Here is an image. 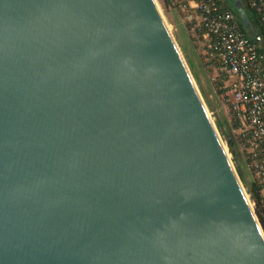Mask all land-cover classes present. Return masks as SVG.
<instances>
[{
	"label": "water",
	"instance_id": "water-1",
	"mask_svg": "<svg viewBox=\"0 0 264 264\" xmlns=\"http://www.w3.org/2000/svg\"><path fill=\"white\" fill-rule=\"evenodd\" d=\"M0 264H264L154 0H0Z\"/></svg>",
	"mask_w": 264,
	"mask_h": 264
},
{
	"label": "built area",
	"instance_id": "built-area-1",
	"mask_svg": "<svg viewBox=\"0 0 264 264\" xmlns=\"http://www.w3.org/2000/svg\"><path fill=\"white\" fill-rule=\"evenodd\" d=\"M184 2L185 20L201 32L205 65L218 79L230 132L264 204V0H246L256 31H243L222 0Z\"/></svg>",
	"mask_w": 264,
	"mask_h": 264
},
{
	"label": "rangeland",
	"instance_id": "rangeland-1",
	"mask_svg": "<svg viewBox=\"0 0 264 264\" xmlns=\"http://www.w3.org/2000/svg\"><path fill=\"white\" fill-rule=\"evenodd\" d=\"M154 1L184 59V62L186 63L203 102H207L209 105V108L206 107V109L212 123L214 124V121H218L222 125L223 131L227 133L230 131V127L227 122L228 114L225 100L221 91L218 90L219 83L218 79L214 76L215 73L205 65L204 56H202L203 48L201 32L196 29L191 30V25L185 20V11L183 9L185 0H166L165 2H162V0ZM239 1L240 5L237 3V0H232L230 6L234 10L236 9L238 16L242 21L252 23L251 14L246 11V0ZM229 135L234 140L235 145L233 147V152L244 178L243 184L240 180L239 181L253 210V203L250 201L247 194V189L249 188L252 179L244 166L242 159L243 154L237 140L235 139V134L229 132ZM220 139L226 149L229 159L231 160V155L224 140L222 137H220Z\"/></svg>",
	"mask_w": 264,
	"mask_h": 264
},
{
	"label": "trees",
	"instance_id": "trees-1",
	"mask_svg": "<svg viewBox=\"0 0 264 264\" xmlns=\"http://www.w3.org/2000/svg\"><path fill=\"white\" fill-rule=\"evenodd\" d=\"M166 0H162V2H165ZM224 3V7L226 9H228L230 12H232V14L235 16L239 27L245 31L246 26H252L253 27V31H256L257 29V20L256 17L254 16V14L247 8L246 6V11L248 13L251 14L252 16V23H246V21H242L241 18L238 16V13L236 11V9L234 10L230 4L232 3V0H222ZM237 3L240 5V1L237 0ZM206 107L209 108V105L207 102H204ZM214 125L216 127V130L218 132V134L220 135V137H222V139L225 142V145L231 155V162L233 163V167L235 169L236 175L238 177V179L242 182V184L244 183V178H243V174L240 170L239 165L237 164V160L236 157L234 155L233 152V147H234V140L233 138L229 135L228 131L227 133L223 131V127L222 125L218 122V121H214ZM247 194L248 197L250 199V201L253 203V211H254V215L258 221V224L260 225V228L264 234V204L261 201L260 198V194H259V188H257V186L254 184V182L252 181L251 184L249 185V188L247 189Z\"/></svg>",
	"mask_w": 264,
	"mask_h": 264
}]
</instances>
